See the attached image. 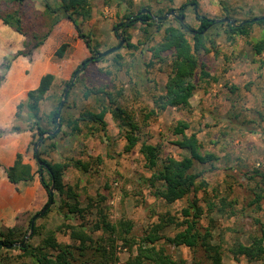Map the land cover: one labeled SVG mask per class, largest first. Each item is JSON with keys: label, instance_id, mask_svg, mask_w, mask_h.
I'll return each instance as SVG.
<instances>
[{"label": "rangeland", "instance_id": "374dc122", "mask_svg": "<svg viewBox=\"0 0 264 264\" xmlns=\"http://www.w3.org/2000/svg\"><path fill=\"white\" fill-rule=\"evenodd\" d=\"M46 1L54 9L62 5V0H27L22 4L0 0L3 13H19L27 34V37L19 35L0 23V66L4 58L27 51L25 43L35 45L38 41L33 40L35 35L39 36V41L44 39L56 22L59 23L54 31L63 34L47 40L35 52L33 63L25 57L14 61L0 89V128L22 130L0 139V172L12 165L19 153L25 163L37 170L34 149L39 137L35 127L30 131L33 125L28 110L22 109L19 118L16 114L20 103L39 96L40 124L47 132L41 143L44 145L39 149L49 151L45 158L50 162L69 166L64 182L78 195L84 212L82 217L66 220V211L61 208L63 198L55 192L54 204L47 215L37 221L43 235L31 238L28 243L37 246L47 232L54 231L60 244L75 248L73 264H97L101 260L97 252L99 244L116 255L115 264H134L136 247L127 248L118 235L110 238L103 230L96 232L105 216L113 225L132 224V232L127 237L137 242L161 225L157 247H163L174 261L213 264L201 246H175L170 242L187 228L184 210L193 215L198 210L202 216L197 229L202 234L212 233V244L221 249L222 264H264V259L256 262L233 254L240 244L251 246L255 238L261 237L264 228V51L262 54L255 51V46L264 41V24L254 25L249 37H237L234 41H228L224 31H220L215 44L209 45V52L200 55L210 78L197 79V90L188 107L163 112L155 108V100L165 93L172 58L168 56L165 63H160L148 51L162 40L165 29L178 26L181 18L192 28L199 27L194 2L200 13L210 19L222 20L229 16L243 22L264 16V0H89L92 18H77V22L90 38L93 50L104 53L117 47L121 39L125 44L122 50L104 61L91 63L79 75L62 115L65 119L78 118L84 111H101L107 96L92 95L85 99L87 89H102L112 94L140 129V142L130 154L124 152L126 132L111 115L106 117V130L95 124L82 125L83 133L78 136L62 126L60 120L55 125L50 123L49 115L63 100L73 73L92 55L61 12L50 14ZM183 5L189 6L181 12ZM143 10L156 18H164L172 11L175 15L166 21L154 20L156 24L149 28L150 35L144 34L147 26L142 23L128 29L130 43L138 46L134 51L127 48L124 30L116 26L128 24L127 16L133 19ZM159 23L161 31L157 28ZM180 122L189 124L186 134L196 135L200 152L215 155L217 161L212 165H196L199 189L169 204L156 197L161 184H153L151 180L157 168H149L140 149L143 143L157 146L162 160L189 157L187 150L176 145L181 140L175 135ZM58 126L57 138L49 140ZM25 129L27 131H23ZM53 144L56 149L50 151ZM76 162L85 164L87 172ZM9 194L13 206L10 216V202L5 200V195ZM259 196L263 197L260 201ZM47 203L48 195L38 176L29 186L2 187L0 229L29 231L30 220ZM73 231L85 232L92 241L77 240ZM110 240H115L114 248ZM82 248L87 250L82 251ZM6 250L0 253V264H33L21 256L18 247Z\"/></svg>", "mask_w": 264, "mask_h": 264}, {"label": "trees", "instance_id": "16d2710c", "mask_svg": "<svg viewBox=\"0 0 264 264\" xmlns=\"http://www.w3.org/2000/svg\"><path fill=\"white\" fill-rule=\"evenodd\" d=\"M9 1L22 4L27 0ZM192 5L194 7V14L199 27L192 28L180 21L178 26L166 28L162 40L148 50L152 54V58L160 63H165L168 56L172 58L170 64L171 73L165 85V93L159 96L154 102L155 108L159 112L166 111L169 108H182L190 105V101L197 90V79L207 80L210 78V74L206 71V66L201 61L200 55L202 52H209V45L213 46L215 44V39L221 35L220 31H224L222 33L226 35L228 41H234L237 37H249L254 25L264 24V21L252 24L245 23L248 20L243 22L237 21V26L219 23V20L210 19L201 14L195 2L192 3ZM45 6L46 9L50 11V14L61 12L63 17L73 25L77 37L85 43L92 55L91 58H93V62L91 63L104 61V58H97L99 52L93 50L90 38L82 32L77 22V18H82L83 20H90L92 18V7L89 0H62V5L57 9L52 8L51 4L46 1ZM188 6L189 5H183L181 12H183ZM181 16L183 17V13ZM227 18L230 17L228 16ZM127 19L129 20L128 24L117 25L116 28L124 30L123 33L127 35L125 40L128 42L127 48L137 51L138 46L130 43L131 36L128 35V29L134 27L137 23H142L147 26L146 29L143 30L144 34L150 35L149 28L153 27L156 22H154L151 15L143 14L142 11L135 18L132 19L130 16H127ZM0 21V23L10 27L17 34L27 37L19 13L5 14L0 8ZM58 23L59 22H56L53 25L45 38L41 41H39V36L35 35L33 40H38L35 45L31 46L29 43H25L24 48L27 49V51L21 50L12 58H4V62L0 66V89L7 81L8 74L14 61L20 57H25L28 58L29 63H33L35 52L44 46L47 40L63 36L60 32L54 31L55 26ZM160 25L161 23H159L157 27L159 31H161ZM255 51L257 54L263 53L264 41L255 46ZM85 62L86 61L82 64ZM91 63L86 65L83 72ZM81 67L82 65L79 66L77 70ZM71 82L72 80L67 84V87ZM47 84L49 85V83H46V85ZM44 90L45 87L41 93H43ZM92 95H106L108 98V100L104 99V104L99 113L84 111L78 118L65 119L62 115V111H60V101L58 107L49 115L50 123L55 125L57 124V119H59L62 126H67L73 135L78 136L83 133L82 125L88 126V124H95L106 130L108 127L106 117L111 115L113 120L118 123L119 128L126 132V146L124 152L126 154L132 153L140 142V129L135 123L132 115L120 106L118 100L113 98L112 94L106 93L102 89H87L84 92L85 99H89ZM24 108L28 110L32 121L31 123L33 127H30V131L34 130L35 127L36 134L39 137V143L43 136L47 134L40 124L41 108L39 96H35L32 99L30 98L20 103L17 107L18 112L16 118H19V113ZM188 130L189 124L186 122L178 123V126L175 129V135L181 137V140L176 142V145L190 153V156L183 160H176L174 158H166L162 160L161 153L157 146L149 145L147 143H143L140 149V153L145 158L149 168H157V171L151 180L153 184L155 182L161 184V188L156 192V197L163 199L169 204L183 200L192 192H196L199 189L200 183L198 180L200 179V175L196 173V165H212L217 161L215 155H203L200 152L201 147L198 138L194 134L188 136L186 134V131ZM17 131L22 130L20 128H13L11 131H5L0 128V139L9 136L12 133H16ZM23 131L27 130L25 129ZM56 138L57 136L54 135L51 136L49 140H54ZM38 143H35V146H37ZM43 145L44 143L40 145V148L43 147ZM52 149H56L54 144L51 146L50 151H52ZM48 154L49 151L46 149H38V152H36V148L34 149V158L37 165L36 171L30 164L24 162L22 154H17L13 164L4 167L3 169L8 184L15 187L29 186L34 183L38 176L42 188L48 195V201L50 200V191L52 188L63 198L61 208L66 211V220H71V218L75 216L82 217L84 211L80 208L78 195L72 188L67 187L64 182L65 172L69 166L63 163L50 162L45 158ZM76 165L80 166L85 172H87V167L82 162H76ZM261 199H263V197L259 196V201ZM184 213L186 218H188L185 221L187 228L184 232L179 233L174 239L170 240V242L175 246H186L188 244H193L192 247L194 248L201 246L208 259L211 260L213 264H222L221 249L212 244V233L207 231L205 234H202L197 229L198 220L202 216L201 213L198 210H195L194 215L191 214L189 210H184ZM31 223L32 219L28 225L29 231L26 232L18 230V228H8L7 230L0 229V242H3L5 245L22 243L24 238L30 232ZM132 229V224L121 223L119 225H113L105 216H103L102 224L97 225L96 232L103 230L110 236V238L118 235L127 248L134 249L136 247L137 256L135 257L134 264H178L169 254H167L163 247H157L161 240V237L159 236V232L163 229L161 225L155 226L152 231L139 242L133 240V238L127 237L131 234ZM261 233V237L255 238L251 246L240 244L235 250H233V254L256 262L264 259V228ZM72 234L77 240H83V243L86 241H92V239L83 231H73ZM42 235V228L37 226L36 222L31 238L41 237ZM110 241L112 242V248H114L115 240ZM3 249L4 248H0V253ZM15 249L16 248L12 250ZM18 250L22 253V257L28 258L33 264H73L75 261V248L70 245L60 244L57 241L56 232L54 231L47 232L40 240L39 245L35 246L27 242L25 248L18 247ZM81 250L85 251L87 248H82ZM97 252L100 254L101 258L97 264H115L117 262L116 255L113 252L108 251L107 248H104L103 245L99 244Z\"/></svg>", "mask_w": 264, "mask_h": 264}, {"label": "water", "instance_id": "95a60500", "mask_svg": "<svg viewBox=\"0 0 264 264\" xmlns=\"http://www.w3.org/2000/svg\"><path fill=\"white\" fill-rule=\"evenodd\" d=\"M142 13L143 14L151 15L154 20L158 19L160 21H166L170 16L175 15V12L172 11L170 14H168L164 18H156L148 10H143ZM180 21L183 22V18H181ZM260 21H264V16L254 18L252 20H248L245 23H251L252 24V23H258ZM219 23L230 24L232 26H237L238 25L237 20L230 19V18H225V19L219 20ZM124 44H125L124 40L121 39V41H120V43H119V45L117 47H114V48H112V49H110V50H108V51H106L104 53L99 54L97 56V58H99V59L106 58V57H108L110 55H113V54L119 52L120 50L123 49ZM91 62H93V58H90L88 61H86L84 64H82V67L79 70H77L75 72V74L73 75L72 82L70 83V85L64 91L63 100L61 101V104H60V111H62L63 107L65 106L66 100L68 98V94H69L70 90L74 87V85H75V83H76L79 75L83 72V70L86 67V65L89 64V63H91ZM58 121H59V119H57V122ZM59 132H60V126H58V129L52 135L53 136L54 135H57ZM43 140H44V138H42L41 141L37 144L36 152H38V149H39L41 143L43 142ZM54 201H55V191L52 188L51 191H50V200L48 201V203L46 204V206L43 208V210H41L37 215H35L33 217L32 223H31L30 232L24 238L23 242L20 243V244H12V245H5L3 242H0V248H4V249H7V250H12V249H14L16 247L25 248L26 243L30 240V238L33 235L36 222L38 220H40L41 218H43L48 213V211L50 210V208L54 204Z\"/></svg>", "mask_w": 264, "mask_h": 264}, {"label": "crops", "instance_id": "0c3cea01", "mask_svg": "<svg viewBox=\"0 0 264 264\" xmlns=\"http://www.w3.org/2000/svg\"><path fill=\"white\" fill-rule=\"evenodd\" d=\"M8 185L9 184H8V182L6 180V177H5V174H4V170H3V172H0V189L2 187H6ZM5 200L8 201V202H10V204L8 205V211H9V216H10V215H12V211H13V206L11 205V201H10V194H9V196L5 195Z\"/></svg>", "mask_w": 264, "mask_h": 264}]
</instances>
